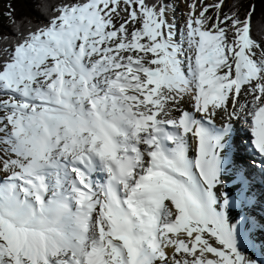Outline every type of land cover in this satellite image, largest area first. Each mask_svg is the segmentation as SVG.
Here are the masks:
<instances>
[{"label": "snow or ice", "instance_id": "1", "mask_svg": "<svg viewBox=\"0 0 264 264\" xmlns=\"http://www.w3.org/2000/svg\"><path fill=\"white\" fill-rule=\"evenodd\" d=\"M37 2L0 19V264H264L255 4Z\"/></svg>", "mask_w": 264, "mask_h": 264}, {"label": "trees", "instance_id": "2", "mask_svg": "<svg viewBox=\"0 0 264 264\" xmlns=\"http://www.w3.org/2000/svg\"><path fill=\"white\" fill-rule=\"evenodd\" d=\"M235 3L237 4V8L239 6V8H243L244 11L247 9L249 4H255L256 12L254 16V23L256 25V30L254 34L258 39H260V25L262 18H264V0H235ZM8 4L11 5L10 10L13 12V15L18 22L22 19H28L35 22L40 16V4L37 0H9ZM2 22L4 30L6 31L8 24H5L3 20Z\"/></svg>", "mask_w": 264, "mask_h": 264}, {"label": "rangeland", "instance_id": "3", "mask_svg": "<svg viewBox=\"0 0 264 264\" xmlns=\"http://www.w3.org/2000/svg\"><path fill=\"white\" fill-rule=\"evenodd\" d=\"M185 1L191 2V0H168V4L169 7L172 8L174 10V23H176L177 25L182 26L185 20V8H187V3H185ZM9 0H0V19H2L5 24H8V17L6 15H4L5 13H7L8 11H10L9 8V4H8ZM197 2H199V0H197ZM218 2V0H215L213 2L216 3ZM185 7H179L178 9V5L179 4H183ZM237 9V4L235 3V0H225V4L223 5V11L225 13L231 11H235ZM238 9L241 13V15H243L244 10L243 8L240 9L238 6ZM214 9H210V13L214 12Z\"/></svg>", "mask_w": 264, "mask_h": 264}, {"label": "bare ground", "instance_id": "4", "mask_svg": "<svg viewBox=\"0 0 264 264\" xmlns=\"http://www.w3.org/2000/svg\"><path fill=\"white\" fill-rule=\"evenodd\" d=\"M214 1H215V0H204V3H205V4H213ZM185 3H187V1H185ZM198 3H199V2H198ZM179 7H185V6H184V3H183V4H179V5H178V9H179ZM184 10H185V12H187V8H185Z\"/></svg>", "mask_w": 264, "mask_h": 264}]
</instances>
